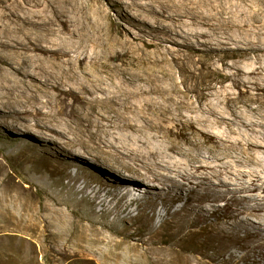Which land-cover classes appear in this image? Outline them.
Returning <instances> with one entry per match:
<instances>
[{
  "label": "bare ground",
  "instance_id": "obj_1",
  "mask_svg": "<svg viewBox=\"0 0 264 264\" xmlns=\"http://www.w3.org/2000/svg\"><path fill=\"white\" fill-rule=\"evenodd\" d=\"M124 3L139 31L124 37L74 26L62 4L1 5V114L71 153L60 169L79 181L70 196L23 202L4 220L42 222L58 261L74 241L111 247V264L135 246L125 264H264V0ZM84 152L118 176L82 164L76 156L113 171ZM132 205L149 214V236L124 223ZM210 215V229L195 228Z\"/></svg>",
  "mask_w": 264,
  "mask_h": 264
},
{
  "label": "rangeland",
  "instance_id": "obj_2",
  "mask_svg": "<svg viewBox=\"0 0 264 264\" xmlns=\"http://www.w3.org/2000/svg\"><path fill=\"white\" fill-rule=\"evenodd\" d=\"M22 0H0V11L2 4H11L13 2H20ZM35 1L41 5L38 7H32L31 9L40 8L46 2L54 4H62L66 7L68 17L72 20L74 26L78 25L82 30L93 32H108L111 28H116L117 32L122 36L133 35L138 33V29L133 23L136 21L134 15L128 13L125 8L124 0H28ZM95 11L100 17L101 29L95 24L92 19V13L90 10ZM88 12L90 13V19H88ZM128 13V15H127ZM1 14V12H0ZM125 16H130L132 20L125 19ZM148 51L152 50L151 47L147 48ZM4 107H0V116ZM3 118V119H1ZM0 118V264H78L77 257H86L97 259L99 264H111L110 261L103 257V253L108 250L109 246L99 244H89L85 242L69 241L67 243V251L69 254L60 258L59 254H56V250L59 248V244H53L51 241L45 240L41 230L42 222L37 221V226L33 229H27L23 226L13 224L12 222H6L4 219L13 218L18 216L20 211V205L23 202H30L36 209L38 205L43 201L49 202V195L59 194L61 197L70 196L69 193L72 189L79 185V181L74 182L73 178L69 176V173H73L74 169H68L66 174L60 169L61 163L71 158V153L67 151L60 152L57 146L51 142H47L43 139L35 141L33 137L35 133L27 131L25 128L13 122L9 116L2 115ZM87 157H92L98 162H103L109 169L101 168L97 164L89 162V160L76 156L82 162V164H88L94 168L101 170L102 172L118 176L115 168L107 162L101 160L93 154L84 152ZM55 170H52V168ZM55 171V172H54ZM143 188H148L139 180H133ZM71 189V190H70ZM158 189L154 187V191ZM153 191V189H152ZM185 191L182 190V199L177 201L174 206L184 203ZM71 194V193H70ZM153 194V192H152ZM76 198L80 196V193L74 194ZM108 199L111 195H107ZM72 197V196H71ZM110 202H115V198L110 199ZM160 202V199H157ZM218 204H222L221 200H217ZM57 208H63V205H55ZM148 206V205H147ZM157 205V212H162V208ZM94 211L99 210V205H93ZM140 208V207H139ZM130 218L126 219L124 223L128 225L129 231L135 232L141 231L143 236H149L145 224V219L149 214L145 216L137 214L138 210L135 206L130 207ZM145 217V218H144ZM109 218V217H108ZM215 219L214 215H210L208 220H201L195 228L198 229H210V224ZM158 216L153 218L156 222ZM149 221V220H147ZM150 222V221H149ZM59 226V225H58ZM54 229H59L55 227ZM105 234H109L108 231ZM114 239L119 240L121 238L118 234L111 235ZM127 243L137 244L139 240L134 238L128 239ZM200 246L205 248V243L200 242ZM140 250L139 246L124 250L122 247L117 251L120 253L117 259L118 264H125L124 258L132 259L136 258L137 252ZM235 254L240 255L241 250H235ZM70 251V252H69ZM210 252L209 249H207ZM261 252L264 254V248H261ZM257 255V254H256ZM76 256V257H75ZM227 254L224 256L226 258ZM55 257V258H54ZM257 257H259L257 255ZM54 258V259H53ZM58 258V259H57ZM209 264H217V259L211 260L209 257L203 258Z\"/></svg>",
  "mask_w": 264,
  "mask_h": 264
}]
</instances>
